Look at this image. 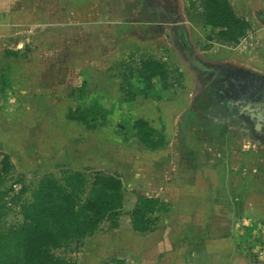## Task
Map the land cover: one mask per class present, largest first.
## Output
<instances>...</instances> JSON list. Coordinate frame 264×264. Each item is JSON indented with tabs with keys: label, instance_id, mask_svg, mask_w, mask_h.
Instances as JSON below:
<instances>
[{
	"label": "rangeland",
	"instance_id": "obj_1",
	"mask_svg": "<svg viewBox=\"0 0 264 264\" xmlns=\"http://www.w3.org/2000/svg\"><path fill=\"white\" fill-rule=\"evenodd\" d=\"M230 3L251 25L237 45L217 39L191 0H0V163L8 154L13 164L0 185L4 193L13 188L0 201V232L22 222L23 204L47 175L62 180L65 171L89 178L122 171L132 181L130 191L124 187L119 226L124 233L112 236L107 221L100 229L107 235L56 251L76 264L113 263L112 252L132 226L130 214L141 196L134 191L136 180H157L155 172L172 171L174 161L178 166L190 152V166H200L195 175L202 172L208 182L226 179L223 197L245 199L254 212H264V150L236 123L228 127L205 116L198 106L203 76L175 39L182 25L204 64L231 62L264 74V0ZM151 59L168 71L167 89L159 77H143L142 60ZM95 103L107 115L98 128L69 120V112ZM140 120L164 139L161 148L142 143L135 129ZM207 166L217 176L206 173ZM23 189L28 191L22 194ZM242 208L247 220L242 230L252 221L249 246L260 254L264 213L253 217ZM129 238L124 245L136 249L135 238Z\"/></svg>",
	"mask_w": 264,
	"mask_h": 264
},
{
	"label": "trees",
	"instance_id": "obj_2",
	"mask_svg": "<svg viewBox=\"0 0 264 264\" xmlns=\"http://www.w3.org/2000/svg\"><path fill=\"white\" fill-rule=\"evenodd\" d=\"M195 3L200 5L206 24L216 31L215 37L227 44H239L251 29L247 20L237 16L230 0H191L192 6ZM141 64L146 81L159 77L164 87H169L168 71L161 62L151 59L142 60ZM106 117V111L97 103L87 110L77 108L68 114L70 121H77L88 129L98 128L99 119L104 122ZM135 129L147 148L156 150L163 145L164 139L142 120L136 123ZM12 171L10 156L3 154L0 185ZM10 191H0V201ZM27 191L23 189L21 193ZM124 199V184L117 174L97 172L94 178H89L82 171H65L62 180L53 174L47 175L33 191L31 201L23 204L22 222L1 230L0 264H76L73 259L57 255L56 251L93 236L107 221L112 223L111 230L118 229ZM2 209L4 206H0V211ZM161 212L167 213L169 209L158 198L140 197L130 214L133 229L143 234L154 232L159 217L153 216ZM104 264L124 262L113 260Z\"/></svg>",
	"mask_w": 264,
	"mask_h": 264
},
{
	"label": "crops",
	"instance_id": "obj_3",
	"mask_svg": "<svg viewBox=\"0 0 264 264\" xmlns=\"http://www.w3.org/2000/svg\"><path fill=\"white\" fill-rule=\"evenodd\" d=\"M182 155L186 156L184 162L176 166L174 161L172 171L159 169L155 172L157 180H136L139 188L134 191L140 193V197L158 198L170 210L157 215L159 221L154 232L139 233L129 225L128 232L117 243L119 249L115 244L112 259L125 264H264V250L256 254L253 246H249V239L254 236L250 231L252 221L242 230L247 221L242 206L253 217L264 212H254L253 204L251 206L245 199L223 197L228 188L226 179L220 181L213 177L212 181H203L202 172L195 175L200 166H190L194 157L192 152ZM204 170L217 176L212 166ZM118 173L125 188L132 184L122 171ZM119 232V235L124 233L120 227L109 233L116 236ZM101 234L107 235L99 230L89 239ZM129 237L137 242L134 250L124 245L131 241Z\"/></svg>",
	"mask_w": 264,
	"mask_h": 264
},
{
	"label": "flooded vegetation",
	"instance_id": "obj_4",
	"mask_svg": "<svg viewBox=\"0 0 264 264\" xmlns=\"http://www.w3.org/2000/svg\"><path fill=\"white\" fill-rule=\"evenodd\" d=\"M170 16L180 15L170 13ZM175 39L184 57L203 76L200 91L203 95L198 106L202 112L206 110L205 116L228 127L236 123L254 147L257 144L264 150V74L246 71L231 62L204 64L182 25L176 30Z\"/></svg>",
	"mask_w": 264,
	"mask_h": 264
},
{
	"label": "water",
	"instance_id": "obj_5",
	"mask_svg": "<svg viewBox=\"0 0 264 264\" xmlns=\"http://www.w3.org/2000/svg\"><path fill=\"white\" fill-rule=\"evenodd\" d=\"M194 65L197 66V63L195 62Z\"/></svg>",
	"mask_w": 264,
	"mask_h": 264
}]
</instances>
